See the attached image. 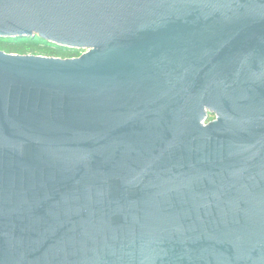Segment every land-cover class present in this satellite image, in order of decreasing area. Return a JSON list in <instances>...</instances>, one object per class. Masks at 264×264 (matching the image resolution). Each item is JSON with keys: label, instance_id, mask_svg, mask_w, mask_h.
Segmentation results:
<instances>
[{"label": "water", "instance_id": "95a60500", "mask_svg": "<svg viewBox=\"0 0 264 264\" xmlns=\"http://www.w3.org/2000/svg\"><path fill=\"white\" fill-rule=\"evenodd\" d=\"M36 37L84 53L0 51V264H264V0H0Z\"/></svg>", "mask_w": 264, "mask_h": 264}, {"label": "trees", "instance_id": "16d2710c", "mask_svg": "<svg viewBox=\"0 0 264 264\" xmlns=\"http://www.w3.org/2000/svg\"><path fill=\"white\" fill-rule=\"evenodd\" d=\"M0 51L7 54L34 55L61 59L78 58L84 53L83 51L61 47L47 41L38 43L37 37L35 39L0 38Z\"/></svg>", "mask_w": 264, "mask_h": 264}, {"label": "flooded vegetation", "instance_id": "af4514ba", "mask_svg": "<svg viewBox=\"0 0 264 264\" xmlns=\"http://www.w3.org/2000/svg\"><path fill=\"white\" fill-rule=\"evenodd\" d=\"M219 120V116L216 115L215 113H209L208 117L205 120V125H211V124H215L216 122H218Z\"/></svg>", "mask_w": 264, "mask_h": 264}, {"label": "rangeland", "instance_id": "374dc122", "mask_svg": "<svg viewBox=\"0 0 264 264\" xmlns=\"http://www.w3.org/2000/svg\"><path fill=\"white\" fill-rule=\"evenodd\" d=\"M37 42H38V43H42V42H44V40L37 38ZM14 55H15V54H14Z\"/></svg>", "mask_w": 264, "mask_h": 264}]
</instances>
